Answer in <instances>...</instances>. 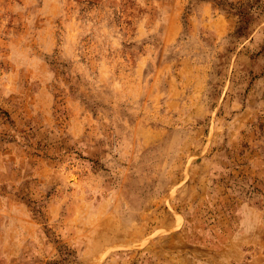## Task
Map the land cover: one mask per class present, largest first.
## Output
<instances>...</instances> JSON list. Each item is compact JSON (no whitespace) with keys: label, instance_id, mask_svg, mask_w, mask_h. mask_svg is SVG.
I'll list each match as a JSON object with an SVG mask.
<instances>
[{"label":"rangeland","instance_id":"obj_1","mask_svg":"<svg viewBox=\"0 0 264 264\" xmlns=\"http://www.w3.org/2000/svg\"><path fill=\"white\" fill-rule=\"evenodd\" d=\"M0 264H264V0H0Z\"/></svg>","mask_w":264,"mask_h":264}]
</instances>
